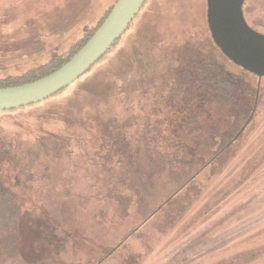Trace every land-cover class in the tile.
<instances>
[{
	"label": "rangeland",
	"instance_id": "374dc122",
	"mask_svg": "<svg viewBox=\"0 0 264 264\" xmlns=\"http://www.w3.org/2000/svg\"><path fill=\"white\" fill-rule=\"evenodd\" d=\"M115 1L0 0V76L19 73L26 63L33 64L46 58L56 47L68 49L82 34L83 26L96 25ZM150 11L156 14L152 18L147 17ZM244 14L253 28L264 33V0H245ZM210 37L207 0H147L141 20L132 25L121 42L78 83L34 107L0 112L1 133L18 148L17 157L0 156V160L28 165L27 173L15 171L10 166L6 174L13 182L18 179L14 192L22 211L29 213L43 233L36 234L32 228L25 250L15 257L5 258L2 264H91L117 245L181 184L183 178H171L168 169L157 171L159 168L151 163V150L157 153L153 152L152 156L156 159L158 156L170 159L169 156L174 154L166 140L155 142V127L152 131L144 128L147 119L157 126L165 107L154 102L150 109L152 106L146 105L144 100L141 102L140 98L145 93L144 88H148L149 95L153 94L159 78L169 75L171 70H177L175 74H178L208 55ZM103 81L105 85L112 84V89L104 93L95 90L96 94L88 91L73 94L80 82L92 89L94 84ZM131 85L133 91L130 94L124 88ZM260 88L262 97L257 96L258 114L243 138L244 149L251 144L264 143V77L259 80V91ZM73 108L81 113L86 110V116L81 113L75 116L71 111V117L68 112ZM134 114L136 122L125 130L134 143L131 149L135 157L133 162L122 168L116 165L118 154H113L110 161L114 162L108 163V167L112 166L114 171H104L103 164L107 160L97 148L98 132L91 120L97 116H115L121 122ZM35 129H40L41 134L38 135ZM226 180L222 174L218 176L213 181V188L207 189L208 193L185 214L194 219L204 211L200 208L205 202L211 203L212 207L222 205L221 217L224 216L225 221L220 229H227L214 237L223 239L220 242L223 249L212 259L205 248L210 244L201 237L204 246L201 248V244H196L188 253L195 262L206 258L204 262L209 263L232 253L226 262L218 263L264 264V232L253 239L243 238L241 246L233 245L235 240L264 227V207L252 214L244 213L247 217L243 220L231 221L235 215L236 220L240 219L241 211L246 207L256 208L260 199H250L253 195L249 196L248 191L232 194L222 201L227 196L220 194L216 187ZM219 194L221 197L216 201ZM183 195L185 197L179 198L183 199L181 205H178L179 200L177 206L171 205L175 198L171 200L162 207V216L143 225L137 233L139 237H130L125 245L139 248V240L156 242L160 237L158 228L170 222V216L183 211L182 207L186 208L191 201L189 193ZM161 212L157 214L161 215ZM159 248L145 258L144 264H174L175 261H168L163 252L155 254L159 253ZM240 248L248 253L246 257L235 253Z\"/></svg>",
	"mask_w": 264,
	"mask_h": 264
},
{
	"label": "trees",
	"instance_id": "16d2710c",
	"mask_svg": "<svg viewBox=\"0 0 264 264\" xmlns=\"http://www.w3.org/2000/svg\"><path fill=\"white\" fill-rule=\"evenodd\" d=\"M114 4L106 10L96 25L83 26L82 34L68 49L60 50V48L56 47L46 58L42 60L36 59L37 61L33 64L26 63V66L19 70V73H9L6 76H0V87L34 81L58 69L90 39L105 20ZM143 7L112 48L86 73L91 71L121 42V39L132 25L141 20ZM155 15L151 11L147 13V17L150 18ZM207 45L210 47V51L208 55L200 58L202 60L195 65L186 66L178 74H175L177 70H171L169 75L159 78L153 94L149 95L148 88H144L145 93L140 98L141 102L144 100L147 102H144L146 105L152 106L150 109H153L154 102L165 107L163 114L158 120V125L156 126V123L154 124L152 121L148 122L150 120L147 119L144 128L146 131H152L155 127L156 133L153 136L157 140L155 142L157 143L161 139L166 140L168 147L173 149L174 154L169 156L170 159H165L161 156L156 159L152 158V156L153 152L157 153L151 150L149 151L151 163L159 168L157 171L168 169L170 175H172L171 178L176 180L183 178L181 184L174 191L167 194L161 203L136 227L127 232L117 245L112 246L102 258L91 262V264H144L145 258L156 251L158 246H160L159 251H157L159 253L155 254L159 255L163 252L162 254L167 255L168 261H175L174 264H219V261L221 263L226 262L227 258L233 256L232 253L222 257L220 260L211 261L213 263L204 262L206 258H202L200 262L198 260L195 262L190 256L191 253H188L191 251L190 248H193L196 244H201V248L204 246L202 245L201 237L210 244L205 248L209 251L212 259H214L217 251L223 249L220 244L223 239L214 237L221 235L227 229H220L222 222L224 223L225 221L224 216L221 217L223 215L222 205L220 209L219 204L212 207L211 203L205 202L200 208L204 209V211L198 218L193 219V216H185L186 212L193 207V204L204 197L205 193H208L207 189L213 188V181L221 174L227 178L225 182H219L220 184L216 187L219 188L220 194L223 193V195L227 196L222 201H226L232 194L248 193V191H250L249 196L253 195L250 199H260L255 204L257 205L256 208H253V210L252 206H248L245 209L242 208L241 218L236 220L237 216L233 214L235 217L231 221L243 220L247 217V215H243L244 213L250 212L252 214L264 207V192L262 193V190H264V143L248 145L247 149L245 148L246 151L244 145H242L243 138L249 132V124L258 114L259 101L257 96L262 97V88H260V91L258 90L259 78L256 74L231 61L216 45L212 37H210ZM86 73L60 92L43 101L0 112L22 110L48 101L66 91L76 82L78 83ZM141 78L148 80L144 76H141ZM150 82L154 84V81L150 80ZM105 84V81H103L102 84H94V87H91L92 89H88L85 86V82H80L73 94L76 92L78 95L84 91L96 94L94 93L96 92L95 90H103L104 93L106 90L112 89V84ZM124 89L131 94L133 85ZM71 111H74L75 116L81 113L79 109L73 108V110L71 109L68 112L70 116ZM84 112L81 115L86 116ZM134 122H136L135 114L121 122L115 116L102 118L97 116L91 120L93 127L98 132L95 140L97 148L103 152L102 158L107 160L104 164L102 163L104 171H114L115 168L112 166L111 168L108 167L109 164L112 165L114 162L110 161V155L113 154H118L116 165L122 168L128 167L133 162L135 157L131 149L134 143H132V138L129 137L128 131L125 130L127 127L132 126ZM25 124L30 129L33 128L31 124ZM35 130H37L38 135L41 134L40 129ZM17 151L18 148L15 143L1 133L0 129V156H12L15 158L18 156L16 154ZM248 151L249 153H247ZM205 155L207 156L206 158ZM10 166L15 171L18 170V172L25 171L27 173L28 171L26 170L28 165H24L21 162L18 165L17 162L0 160V264L5 258L15 257L18 252L25 250L27 240L32 236V228L35 229L36 234L42 233V230L38 228L37 223L29 216V213L22 211L21 203L14 192V187L18 185V179L15 178V182H13V179L6 174ZM257 191H260L261 194L257 193ZM185 193H189L191 201L193 198L195 200L189 201L188 206L186 208L182 207L183 211L179 212V210L174 217L170 216L172 220L165 226L159 225L161 226L158 228L160 237L156 242L139 240V248H135L136 245H125V242L130 237L138 236L137 233L143 225L156 216L158 218L162 216L161 211L164 205L175 198L171 205L177 206L176 202L181 196L185 197L183 195ZM220 194L216 201L221 197ZM182 200H179L180 203L178 205H181ZM251 201L244 202L250 205L252 204ZM199 210L196 211L194 217L198 215ZM160 212L161 215H158L157 213ZM261 227L239 238L242 241L235 240L233 245L241 246L240 243L243 242V238L253 239L260 235L264 232V227ZM171 232H174V234L171 235ZM139 234L141 235L142 233L140 232ZM243 252L244 250L241 249L235 253H241L240 255L246 257L248 253Z\"/></svg>",
	"mask_w": 264,
	"mask_h": 264
},
{
	"label": "water",
	"instance_id": "95a60500",
	"mask_svg": "<svg viewBox=\"0 0 264 264\" xmlns=\"http://www.w3.org/2000/svg\"><path fill=\"white\" fill-rule=\"evenodd\" d=\"M147 0H117L90 39L62 66L27 83L0 87V111L43 101L60 92L99 61L126 31ZM245 0H207V22L221 51L236 65L264 77V33L245 18Z\"/></svg>",
	"mask_w": 264,
	"mask_h": 264
}]
</instances>
